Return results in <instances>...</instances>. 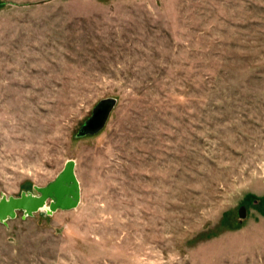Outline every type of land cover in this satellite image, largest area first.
<instances>
[{"label":"rangeland","instance_id":"374dc122","mask_svg":"<svg viewBox=\"0 0 264 264\" xmlns=\"http://www.w3.org/2000/svg\"><path fill=\"white\" fill-rule=\"evenodd\" d=\"M68 159L0 264H264V0H0V196Z\"/></svg>","mask_w":264,"mask_h":264},{"label":"water","instance_id":"95a60500","mask_svg":"<svg viewBox=\"0 0 264 264\" xmlns=\"http://www.w3.org/2000/svg\"><path fill=\"white\" fill-rule=\"evenodd\" d=\"M116 99H101L92 109L77 135L93 134L103 128ZM75 161L68 159L54 179L44 186H35L36 193L22 192L19 196H0V222L15 218L18 211L23 217L31 216L39 210L52 214L57 210L74 209L80 201V187L76 178ZM245 207L238 210L239 217H245Z\"/></svg>","mask_w":264,"mask_h":264}]
</instances>
